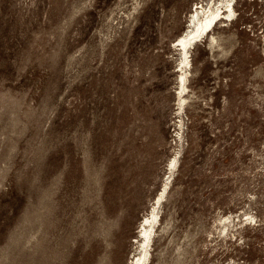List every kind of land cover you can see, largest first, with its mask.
<instances>
[{"label": "rangeland", "instance_id": "374dc122", "mask_svg": "<svg viewBox=\"0 0 264 264\" xmlns=\"http://www.w3.org/2000/svg\"><path fill=\"white\" fill-rule=\"evenodd\" d=\"M218 1L0 0V264H132L154 206L148 264H264V0L182 86Z\"/></svg>", "mask_w": 264, "mask_h": 264}, {"label": "bare ground", "instance_id": "6f19581e", "mask_svg": "<svg viewBox=\"0 0 264 264\" xmlns=\"http://www.w3.org/2000/svg\"><path fill=\"white\" fill-rule=\"evenodd\" d=\"M219 4H211L204 7L203 5L196 4L191 17V25L188 30L185 31L177 40V44L182 48L181 63L185 71L182 72L181 80L182 86L185 88V80L187 78L186 69L190 66V49L195 40L202 34L209 35L210 30L213 29L215 24L221 18H230L234 14V0H219ZM211 3V2H210ZM219 18L218 20H216ZM233 18V17H232ZM216 20V21H215ZM215 24L211 27L213 22ZM211 28V29H210ZM213 37V36H212ZM175 159L172 161L173 165ZM167 183L163 186L161 193L159 194L156 203L162 199ZM159 222V209L158 206H154L151 215L145 216L142 222V237L138 240L139 255L135 260H132V264H148L150 258V247L152 242V234L155 225Z\"/></svg>", "mask_w": 264, "mask_h": 264}]
</instances>
